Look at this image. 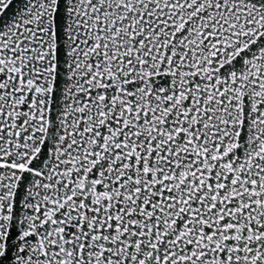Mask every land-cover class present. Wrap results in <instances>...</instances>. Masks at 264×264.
<instances>
[{
    "label": "snow or ice",
    "instance_id": "6c2138e0",
    "mask_svg": "<svg viewBox=\"0 0 264 264\" xmlns=\"http://www.w3.org/2000/svg\"><path fill=\"white\" fill-rule=\"evenodd\" d=\"M0 264H264V0H0Z\"/></svg>",
    "mask_w": 264,
    "mask_h": 264
}]
</instances>
